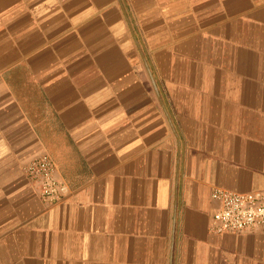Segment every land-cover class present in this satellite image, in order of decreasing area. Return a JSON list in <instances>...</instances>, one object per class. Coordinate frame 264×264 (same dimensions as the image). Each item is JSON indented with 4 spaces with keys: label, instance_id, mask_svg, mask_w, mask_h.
Here are the masks:
<instances>
[{
    "label": "crops",
    "instance_id": "0c3cea01",
    "mask_svg": "<svg viewBox=\"0 0 264 264\" xmlns=\"http://www.w3.org/2000/svg\"><path fill=\"white\" fill-rule=\"evenodd\" d=\"M216 188L264 191V0H0V264H264Z\"/></svg>",
    "mask_w": 264,
    "mask_h": 264
},
{
    "label": "built area",
    "instance_id": "2783aa9c",
    "mask_svg": "<svg viewBox=\"0 0 264 264\" xmlns=\"http://www.w3.org/2000/svg\"><path fill=\"white\" fill-rule=\"evenodd\" d=\"M26 175L46 205L67 197L68 187L48 154L32 161L26 167ZM212 199L217 203L212 217L213 232L240 234L264 229V191L242 193L216 188Z\"/></svg>",
    "mask_w": 264,
    "mask_h": 264
}]
</instances>
